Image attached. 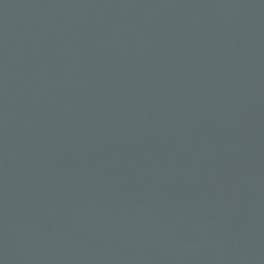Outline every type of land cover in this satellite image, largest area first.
<instances>
[{"label":"water","instance_id":"water-1","mask_svg":"<svg viewBox=\"0 0 264 264\" xmlns=\"http://www.w3.org/2000/svg\"><path fill=\"white\" fill-rule=\"evenodd\" d=\"M0 264H264V0H0Z\"/></svg>","mask_w":264,"mask_h":264}]
</instances>
